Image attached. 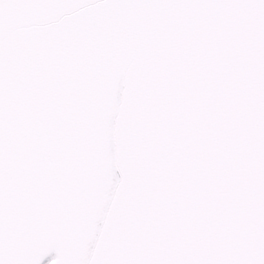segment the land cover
Instances as JSON below:
<instances>
[{
  "label": "water",
  "instance_id": "water-1",
  "mask_svg": "<svg viewBox=\"0 0 264 264\" xmlns=\"http://www.w3.org/2000/svg\"><path fill=\"white\" fill-rule=\"evenodd\" d=\"M264 264V0H0V264Z\"/></svg>",
  "mask_w": 264,
  "mask_h": 264
},
{
  "label": "rangeland",
  "instance_id": "rangeland-1",
  "mask_svg": "<svg viewBox=\"0 0 264 264\" xmlns=\"http://www.w3.org/2000/svg\"><path fill=\"white\" fill-rule=\"evenodd\" d=\"M53 258H49L44 264H52Z\"/></svg>",
  "mask_w": 264,
  "mask_h": 264
}]
</instances>
